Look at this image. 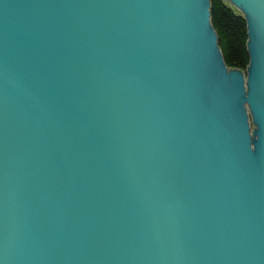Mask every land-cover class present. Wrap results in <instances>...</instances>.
<instances>
[{
	"label": "water",
	"instance_id": "95a60500",
	"mask_svg": "<svg viewBox=\"0 0 264 264\" xmlns=\"http://www.w3.org/2000/svg\"><path fill=\"white\" fill-rule=\"evenodd\" d=\"M228 1L245 71L209 0H0V264H264V0Z\"/></svg>",
	"mask_w": 264,
	"mask_h": 264
},
{
	"label": "trees",
	"instance_id": "16d2710c",
	"mask_svg": "<svg viewBox=\"0 0 264 264\" xmlns=\"http://www.w3.org/2000/svg\"><path fill=\"white\" fill-rule=\"evenodd\" d=\"M210 20L225 63L245 71L249 62L246 22L228 0H209Z\"/></svg>",
	"mask_w": 264,
	"mask_h": 264
},
{
	"label": "bare ground",
	"instance_id": "6f19581e",
	"mask_svg": "<svg viewBox=\"0 0 264 264\" xmlns=\"http://www.w3.org/2000/svg\"><path fill=\"white\" fill-rule=\"evenodd\" d=\"M235 8V7H234ZM236 9V8H235ZM236 10H238L240 13H241V11L239 10V9H236ZM241 15L243 16V14L241 13Z\"/></svg>",
	"mask_w": 264,
	"mask_h": 264
},
{
	"label": "rangeland",
	"instance_id": "374dc122",
	"mask_svg": "<svg viewBox=\"0 0 264 264\" xmlns=\"http://www.w3.org/2000/svg\"><path fill=\"white\" fill-rule=\"evenodd\" d=\"M231 4V3H230ZM232 5V4H231ZM233 6V5H232ZM251 129H253V125L251 124Z\"/></svg>",
	"mask_w": 264,
	"mask_h": 264
}]
</instances>
